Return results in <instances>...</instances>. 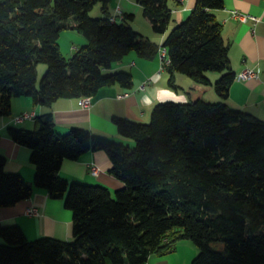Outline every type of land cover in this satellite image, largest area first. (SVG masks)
Listing matches in <instances>:
<instances>
[{
    "label": "trees",
    "instance_id": "obj_1",
    "mask_svg": "<svg viewBox=\"0 0 264 264\" xmlns=\"http://www.w3.org/2000/svg\"><path fill=\"white\" fill-rule=\"evenodd\" d=\"M156 33H166L169 0H136ZM100 3L103 17L90 11ZM108 0H0V116L12 98L50 105L59 98L91 97L105 86H132L127 71L106 73L130 51L153 56L158 47L127 22L111 21ZM224 0H196L188 16L165 35L172 84L175 72L211 84L225 99L234 80L221 24L212 10ZM132 18L125 14L123 19ZM63 30L86 43L66 58ZM46 72L37 86V65ZM105 70V71H104ZM34 129L9 126L8 136L30 149L33 184L4 169L0 155V207L31 196L33 187L62 198L72 212V240H29L19 225L0 223V264H145L171 251L177 240L198 248L191 264H264V121L223 101L195 99L155 104L148 122L114 116L128 146L89 130L54 129L51 114ZM102 150L109 173L123 182L112 193L100 184L59 175L64 159Z\"/></svg>",
    "mask_w": 264,
    "mask_h": 264
},
{
    "label": "crops",
    "instance_id": "obj_2",
    "mask_svg": "<svg viewBox=\"0 0 264 264\" xmlns=\"http://www.w3.org/2000/svg\"><path fill=\"white\" fill-rule=\"evenodd\" d=\"M195 1H168L171 19L166 33L188 16ZM117 9L122 13V18L118 16L117 22H127L150 42L161 46L166 33L153 31L136 0H108L109 15L116 14ZM232 10L257 16L259 20L240 23L231 17ZM212 12L221 24L232 72L236 74L245 67H252L258 72L257 78L247 81L234 79L227 98L221 99L213 87V82L220 77L221 72H207L212 82L207 85L196 83L187 75L175 72L171 85L167 67L160 69L158 53L147 57L130 51L121 60L114 62L106 72H129L132 86L127 88L117 83L102 87L90 97L91 104L88 107L82 106L81 98H59L50 105L35 103L30 96L12 98L10 114L0 116V155L5 158V171L19 173L29 184H33L35 170L30 161V149L14 142L6 131L9 126L26 129L36 127V118L19 124L13 123L12 117L24 111H34L36 117L50 113L54 129L59 133H64L71 127H79L121 143L130 141L119 134L112 121L114 116L147 122L155 104L164 101H223L231 108L248 112L264 121V0H224L223 7ZM125 14H131L132 18L123 19ZM95 15L103 17L101 5ZM65 34L75 41L70 47L72 52L86 43L85 37L77 31L68 30ZM92 163L100 168L97 176L89 172V165ZM110 166V159L104 151H89L77 160L64 159L59 175L68 181L100 184L113 193L123 186V182L109 173ZM30 207H36L37 214L26 215L25 211ZM72 218V212L64 206L62 198H52L45 189L38 187H33L29 198L11 206L0 207V223L4 226L19 225L29 240L42 236L72 240ZM197 253L198 248L192 241L179 239L171 251L152 253L145 264H191Z\"/></svg>",
    "mask_w": 264,
    "mask_h": 264
},
{
    "label": "built area",
    "instance_id": "obj_3",
    "mask_svg": "<svg viewBox=\"0 0 264 264\" xmlns=\"http://www.w3.org/2000/svg\"><path fill=\"white\" fill-rule=\"evenodd\" d=\"M179 1H182V0H179ZM230 14H231V17H233L240 23H247L249 21L256 22L259 20L257 16H254L248 13H242L237 10H232ZM118 16L122 18V13L120 9L116 10V14L110 16V20L115 22L117 21ZM158 56L161 61L160 69L163 70L169 62L166 48L159 46ZM257 77H258V72L255 68H252V67H245L242 70H240L238 73L234 74V79L241 80V81H247V80L255 79ZM90 100H91L90 97H83L81 98L80 103L82 104V106L88 107L91 104ZM263 101H264V94H263ZM35 117H36V114L34 111H24V112H21L13 116L12 121L15 124H19L25 121L33 120L35 119ZM89 172L92 175L97 176L100 172V168L97 164L92 163L89 165ZM25 213L28 216L35 215L37 214V209L36 207H30L25 211Z\"/></svg>",
    "mask_w": 264,
    "mask_h": 264
},
{
    "label": "rangeland",
    "instance_id": "obj_4",
    "mask_svg": "<svg viewBox=\"0 0 264 264\" xmlns=\"http://www.w3.org/2000/svg\"><path fill=\"white\" fill-rule=\"evenodd\" d=\"M99 8H100V3L96 4L93 7V9L90 11L89 14H90V16L92 18H96V16H98V15H95V14H97V11L99 10ZM67 32H68V30L62 31V33L60 34V38L58 39V42H59V45H60V50L63 53V55L66 58H69L72 55V53L74 52V51L73 52L71 51V48L70 47L72 45V42H75V41L70 36H68L67 34H65ZM46 69H47V65L45 63H39L37 65V86H39V82H40L42 76L44 75V73L46 72ZM129 141H130V143H124V145H128V146H131L132 147L134 145V143H133L132 140H129ZM2 242H3V240H2ZM2 242H0V243H2Z\"/></svg>",
    "mask_w": 264,
    "mask_h": 264
}]
</instances>
